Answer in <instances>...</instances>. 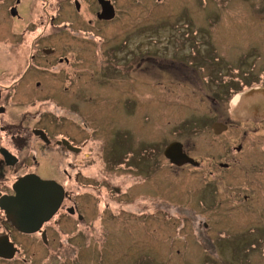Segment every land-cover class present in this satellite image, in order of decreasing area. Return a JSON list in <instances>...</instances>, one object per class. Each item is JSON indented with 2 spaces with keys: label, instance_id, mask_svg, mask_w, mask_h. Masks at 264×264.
Listing matches in <instances>:
<instances>
[{
  "label": "rangeland",
  "instance_id": "374dc122",
  "mask_svg": "<svg viewBox=\"0 0 264 264\" xmlns=\"http://www.w3.org/2000/svg\"><path fill=\"white\" fill-rule=\"evenodd\" d=\"M31 1L38 10L16 21L7 13L12 0H0V25L8 22L7 32L0 27L1 87L23 76L29 50L22 42L43 36L40 23L56 15L53 7L43 11L44 0ZM117 4L114 22L87 33L82 27L91 26L92 14L59 13L56 22L71 29L41 42L57 46L71 64L38 58L8 98L14 116L61 117L67 137L87 140L91 152L89 159H69L101 180L99 211L96 193L81 199L94 227L63 210L58 226L51 225L50 248L19 241L26 264H264V121L252 122L263 119L255 117L252 99L264 102V95L238 98L264 88V0ZM125 60L132 61L127 76ZM117 63L120 72L111 73ZM36 80L44 85L38 92ZM216 121L229 129L215 135ZM50 124L35 126L59 135ZM172 142L198 166H170L161 152ZM131 153L132 166L116 163Z\"/></svg>",
  "mask_w": 264,
  "mask_h": 264
},
{
  "label": "flooded vegetation",
  "instance_id": "af4514ba",
  "mask_svg": "<svg viewBox=\"0 0 264 264\" xmlns=\"http://www.w3.org/2000/svg\"><path fill=\"white\" fill-rule=\"evenodd\" d=\"M49 1L51 4H49L48 0H44L41 3L43 11H47L46 7H53L56 10V15L50 16V18L44 21V23H40L43 31L41 35L43 36H39V38L34 37L30 39L29 42H22V44L25 43L28 45L27 49L29 50V65L27 66L28 68L26 69V72L20 79L14 81L13 83L15 84L12 86H0V263H11L17 260H19L22 264L27 263V259L24 256L25 254L23 249L19 245V241L29 242L33 248L34 243H36L37 240L41 247L50 248V229H52V226H58L63 210L66 212L68 217H72L78 223H85L88 227L93 228L94 221L87 222L85 217L86 213H83L80 208L81 203H83L81 199L85 197L84 193L86 194L88 191L96 193L94 201L96 203L95 205L97 206V210H100L101 180L98 176L90 175L83 165L82 167H79L69 159L70 156L72 158L85 157L86 159H89L91 157V152L85 150L88 141L83 140L77 144L73 140H70L67 137V124H64L63 120L59 116L51 117L52 121L50 119L43 120L42 117H47L40 113H38L39 115L37 113L30 115L29 112H25L22 115L14 116L9 112L10 107L8 104L10 101H8V98L11 95L14 86L18 87L21 83L20 80H22V78L33 69L31 67L34 66V62L37 61L38 58L55 60L56 65L68 66L71 64L68 56H58L59 51L57 46L49 45L44 47L41 42L47 40L43 37L50 38L58 36V38H64V35L67 34L66 30L72 27V23L66 22L61 23V25L56 22L59 13H61L64 9H67L73 12L75 17H78V15H81L84 12L92 14V17L89 20L91 26L82 27L83 33H87L95 27L100 25H109L116 20L118 15V0H54V3L51 2L53 0ZM156 1L158 3L162 2V0ZM12 3L13 6L7 9V13H9L12 19L16 21H23L22 12H25L26 10L28 12L38 10L35 6H29L32 3L31 0H12ZM6 23L8 24V22H5V24L0 25L3 30L4 28L6 29L5 32H7L8 29V25ZM32 25L34 24H29L27 28H34ZM28 29L24 34L30 32ZM23 38L24 37H22V39ZM8 41L11 46L12 40L9 39ZM20 43L21 37L20 41L16 44L17 49L15 50L20 48ZM146 59H148L147 56H140L136 60H140L142 62ZM117 60L118 58H115V61ZM131 62L132 61L127 62L125 60L123 70L124 73H122L124 76L130 74ZM179 64L184 66L182 62H179ZM50 66L52 68L54 67L52 65ZM119 66H121L119 63L114 64V67L110 68L111 73L112 70L116 71L114 73L120 72ZM46 68L50 67L46 66ZM35 70L36 67L34 66V71ZM74 75H79V77H81L82 74L79 72V69H76L74 71ZM43 86L44 85L41 80H36L34 82V89L36 92L40 91ZM63 88V92L69 91V86H64ZM51 94L46 99L52 98ZM90 99L92 100V98ZM50 100L52 101V99ZM50 104L51 103H45L44 106L48 108ZM48 120L51 123L50 126H59V129H57V132L55 133L59 135H54V133H52L45 126H35L41 124L43 121L46 124ZM35 121L36 123L34 124L33 122ZM263 121L264 119L252 120V122ZM216 122H218V124L225 125V131L229 129V125L220 121ZM213 124H215V122H213ZM115 129L116 128H114V130ZM120 131H126V129L124 128ZM118 139L117 134H114L112 141L117 145L119 142L117 141ZM164 150L165 148L161 152L162 158L166 159L170 166L174 168L181 169L182 167L189 165L194 167L198 166V162L189 156L183 146L182 152L187 157L193 159L197 164L186 163L181 166H176L164 156ZM236 150L240 151L241 146L236 148ZM112 152H116V150L113 149ZM129 155L130 157L134 156L133 153L127 154L123 161H116V163L118 162L117 164L121 166L123 165L126 169L132 166V164H129L132 161V159L128 157ZM113 156L117 157L116 155ZM136 160L137 159L133 161V164ZM140 162H144V160L141 159ZM221 166L225 169L228 167L226 164H221ZM74 170L76 172L71 175ZM26 178H29V184H37L35 179H40L46 183L52 182L54 184H58L62 190V201L59 209L49 221L44 222L35 232L20 231L14 226L5 210L7 208L6 206L8 201L16 195L14 185L20 180ZM88 179H91V183ZM143 188L144 187L140 189L142 190ZM113 192L118 195L121 193L120 189L116 186L113 187ZM145 213L142 212L140 215L143 216Z\"/></svg>",
  "mask_w": 264,
  "mask_h": 264
},
{
  "label": "water",
  "instance_id": "95a60500",
  "mask_svg": "<svg viewBox=\"0 0 264 264\" xmlns=\"http://www.w3.org/2000/svg\"><path fill=\"white\" fill-rule=\"evenodd\" d=\"M264 95V88L251 89L240 96L239 103L246 96ZM264 97V96H263ZM255 117L264 119V102L252 99ZM215 134L226 130L225 125L215 123L212 125ZM164 156L174 165L181 166L186 163L197 164L193 159L182 152V144L170 143L165 147ZM37 184H29V178L20 180L14 185L15 197L8 201L6 213L14 226L22 232H35L40 226L49 221L57 212L62 201V190L58 184L46 183L35 179Z\"/></svg>",
  "mask_w": 264,
  "mask_h": 264
},
{
  "label": "bare ground",
  "instance_id": "6f19581e",
  "mask_svg": "<svg viewBox=\"0 0 264 264\" xmlns=\"http://www.w3.org/2000/svg\"><path fill=\"white\" fill-rule=\"evenodd\" d=\"M236 100V99H235Z\"/></svg>",
  "mask_w": 264,
  "mask_h": 264
}]
</instances>
